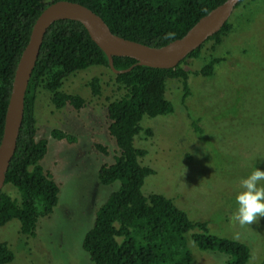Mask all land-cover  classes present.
Segmentation results:
<instances>
[{
  "label": "rangeland",
  "instance_id": "1",
  "mask_svg": "<svg viewBox=\"0 0 264 264\" xmlns=\"http://www.w3.org/2000/svg\"><path fill=\"white\" fill-rule=\"evenodd\" d=\"M228 21L230 32L219 44L206 43L199 58L183 65L189 70L186 96L179 80L165 81L164 96L172 113L142 117V132L134 145L145 151L139 163L153 173L144 178L140 190L145 197L158 194L171 200L191 222L205 223L210 235L246 245L250 252L246 264H264V217L244 227L231 219L240 180L255 168L264 171V0H243ZM210 57L221 59L211 76L194 75ZM92 78L97 95L90 90ZM60 90L79 96L84 106L77 111L68 106L55 109L50 94L38 88L33 109L34 139L47 140L38 164L57 185V202L48 215L37 217L27 245L17 220L0 225V243L12 253L6 264H93L82 251L81 240L95 210L117 188V182L99 184L96 173L117 155L107 133L105 107L123 91L103 66L70 74ZM52 129L73 140L52 139ZM2 191L19 203L11 186L4 185ZM186 239L190 264L227 260L223 254L199 251L188 235Z\"/></svg>",
  "mask_w": 264,
  "mask_h": 264
},
{
  "label": "trees",
  "instance_id": "2",
  "mask_svg": "<svg viewBox=\"0 0 264 264\" xmlns=\"http://www.w3.org/2000/svg\"><path fill=\"white\" fill-rule=\"evenodd\" d=\"M54 1L0 0V138L17 61L34 20ZM66 1L91 10L113 35L158 48L182 37L199 18L225 0ZM230 29L227 20L218 32L171 69L138 66L131 58L112 57L115 70L130 69L113 75V83L123 93L119 98L108 101L105 107L106 129L117 155L113 163L98 168L96 177L102 186L117 182V188L95 210L92 225L81 240L80 247L91 263L190 264L186 235L199 251L227 256L223 264H246L249 261L250 252L243 243L210 235L205 223L191 222L171 200L161 195H142L143 180L153 171L139 163L145 151L134 145V139L142 132V117L154 118L173 111L164 96L165 81L179 80L183 96H186L189 70L183 65L187 60L199 58L206 43L219 44L220 37ZM169 33L173 35L166 39ZM220 61L210 57L193 74L210 77L214 65ZM93 66L107 68L106 57L78 22L59 20L47 28L26 85L15 149L4 177V185L15 190L19 203L0 191V225L11 219L17 220L18 233L24 238L25 245L34 237L37 217L51 212L58 193L51 176L38 164L45 155L47 140L34 139L36 91L42 88L48 92L55 109L68 106L77 111L84 106L83 99L62 92L61 82L70 74ZM89 86L91 93L97 95L95 78L91 79ZM143 132L151 135L148 129ZM49 135L58 141L73 140L71 135L56 129H52ZM96 148L104 152L100 146L96 145ZM11 260V251L0 243V264Z\"/></svg>",
  "mask_w": 264,
  "mask_h": 264
},
{
  "label": "water",
  "instance_id": "3",
  "mask_svg": "<svg viewBox=\"0 0 264 264\" xmlns=\"http://www.w3.org/2000/svg\"><path fill=\"white\" fill-rule=\"evenodd\" d=\"M241 0H225L199 18L186 33L164 46L148 47L113 35L101 18L88 8L66 0L49 3L34 20L28 40L17 61L4 115L0 138V191L9 161L15 149L23 111V97L34 66L43 35L47 28L59 20L78 22L90 40L106 57L107 68L113 75L127 70H115L112 57H127L134 65L158 69L174 68L190 52L219 31Z\"/></svg>",
  "mask_w": 264,
  "mask_h": 264
},
{
  "label": "clouds",
  "instance_id": "4",
  "mask_svg": "<svg viewBox=\"0 0 264 264\" xmlns=\"http://www.w3.org/2000/svg\"><path fill=\"white\" fill-rule=\"evenodd\" d=\"M173 34L166 35V39ZM264 171L255 168L246 178L240 180V191L235 196L237 205L231 219L241 227L256 223L264 217Z\"/></svg>",
  "mask_w": 264,
  "mask_h": 264
}]
</instances>
